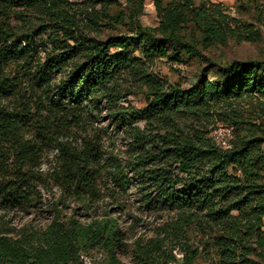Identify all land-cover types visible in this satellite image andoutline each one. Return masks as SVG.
I'll return each mask as SVG.
<instances>
[{"label": "trees", "instance_id": "trees-1", "mask_svg": "<svg viewBox=\"0 0 264 264\" xmlns=\"http://www.w3.org/2000/svg\"><path fill=\"white\" fill-rule=\"evenodd\" d=\"M82 1L94 6V0H0L3 207L29 210L42 203L33 169L44 144L39 137L53 139L105 112L132 143L128 167L137 174L143 204L179 214L162 239L135 243L134 264H180L166 242L179 249L181 264H200L204 251L190 239L193 225L212 230L217 260L208 264H264V60L222 62L212 53L232 39L260 41L254 23L211 0H153L159 24L147 27L138 18L145 0H125L132 33L101 38L80 24L75 8ZM236 2L240 15L264 21V0ZM96 13L87 20L99 28ZM121 15L107 17L124 23ZM37 40L52 45L43 58ZM158 61L195 62L192 85L155 77L150 68ZM129 86L143 94L142 106L127 100ZM248 99L256 101L259 120L233 108ZM211 112L236 133L231 148H219L209 131L187 125ZM56 141V182L70 196L90 200L99 193L101 146L90 139L81 145ZM111 167L123 175L120 164ZM57 213L37 231L16 237L0 232V264H87L93 252L105 254L106 264H125L116 218L81 222Z\"/></svg>", "mask_w": 264, "mask_h": 264}, {"label": "rangeland", "instance_id": "rangeland-1", "mask_svg": "<svg viewBox=\"0 0 264 264\" xmlns=\"http://www.w3.org/2000/svg\"><path fill=\"white\" fill-rule=\"evenodd\" d=\"M167 4L171 0H162ZM220 4L227 13L241 20H248L254 23V28L260 32V41L249 42L245 40H230L226 45L217 46L212 53L222 62L232 60H264V21H257L239 13L236 0H211ZM79 12L80 24L87 25V31L91 35L105 38L110 34L128 35L132 32L129 10L125 0H94V6L88 7L84 1L80 2L75 8ZM87 11V12H86ZM102 18L101 26L92 27L87 16L94 15ZM95 14V15H96ZM119 15L126 16L124 23L108 20ZM121 15V16H122ZM139 21L143 26L156 27L159 24V17L154 6L153 0H145L144 7L138 15ZM39 43L40 55L43 58L46 52L51 50L52 45L48 42ZM197 64L188 62L181 65H172L164 61H158L151 66L150 72L163 82L180 85L188 88L192 85L195 78ZM60 75H57L59 78ZM209 77L214 79V75L209 73ZM126 92H130L127 100L134 106L144 104L143 94L138 92L135 87H126ZM125 102V101H124ZM123 102V103H124ZM127 102V101H126ZM12 105H17L13 101ZM233 108L244 118L259 120L260 111L256 107V101L247 100L234 102ZM218 112H224L225 107H219ZM143 127V123L137 124ZM185 123L181 122L184 127ZM187 125L198 126L212 132L219 128H229L226 123L219 120L216 112H211L205 118L196 117L188 121ZM232 128V127H231ZM234 132V131H233ZM236 136V133H234ZM57 139H67L71 143L81 145L90 139L98 143L103 151L104 158L101 161L103 171L98 180L99 193L90 200L81 197H72L58 185L55 180V173L58 170L60 159L57 149ZM43 140L41 157L38 163L33 166L36 174V189L41 196L42 203L38 207L21 210L5 208L0 201V232L10 236H19L24 231H37L48 226L60 211L63 218L74 217L81 222H89L94 218H103L107 215L116 218L120 228L124 232V241L119 251L120 259L125 264H134L135 243L142 241L145 243L154 239H162L165 236L167 224L175 221L179 214L177 211H152L149 210L141 201L138 189V177L136 172L128 167L132 163L133 149L130 141L121 130H118L110 122L105 112L99 118H89L84 125L77 126L74 131L63 132L54 136L53 139ZM121 165L122 176L114 174L111 165ZM1 179V174H0ZM236 213V212H234ZM237 214V213H236ZM189 236L190 239L199 244L200 250L204 255L199 260L200 264H208L211 260H217L216 253L212 244V230L208 226L193 225ZM167 251H172L173 256L181 264L183 255L178 248L172 250V246L166 242ZM87 264H106L105 254L93 252L90 257L84 258Z\"/></svg>", "mask_w": 264, "mask_h": 264}, {"label": "built area", "instance_id": "built-area-1", "mask_svg": "<svg viewBox=\"0 0 264 264\" xmlns=\"http://www.w3.org/2000/svg\"><path fill=\"white\" fill-rule=\"evenodd\" d=\"M212 137L216 145L221 149H229L232 147V140L234 138V132L231 127L219 128L212 132Z\"/></svg>", "mask_w": 264, "mask_h": 264}]
</instances>
